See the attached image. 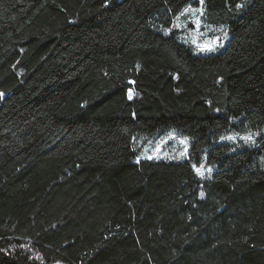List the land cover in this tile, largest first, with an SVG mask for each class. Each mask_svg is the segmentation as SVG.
<instances>
[{
  "label": "trees",
  "instance_id": "1",
  "mask_svg": "<svg viewBox=\"0 0 264 264\" xmlns=\"http://www.w3.org/2000/svg\"><path fill=\"white\" fill-rule=\"evenodd\" d=\"M0 264H264V0H0Z\"/></svg>",
  "mask_w": 264,
  "mask_h": 264
},
{
  "label": "snow or ice",
  "instance_id": "2",
  "mask_svg": "<svg viewBox=\"0 0 264 264\" xmlns=\"http://www.w3.org/2000/svg\"><path fill=\"white\" fill-rule=\"evenodd\" d=\"M201 3H203V0H201ZM190 9H185V12H188ZM192 11V14L193 16H195V13H196V9H191ZM195 25H196V29L197 31L199 30L200 28V20L199 19H195L194 21ZM222 31V29H220ZM225 36H226V33H225ZM192 43L195 45V47L197 48V50L199 52H211V51H214L216 47H219L221 46V42H220V38L219 37H216V38H213L212 41H205L204 43H197V41L194 39L192 41ZM132 96H131V90H129V99H131ZM171 135V134H170ZM222 140L224 139H228V140H233L234 137L233 136H228V137H221ZM241 139L247 141V142H254L253 141V137L251 135H248V136H243L241 137ZM180 144H183L185 147H184V150L180 153V155H185L187 153V145H188V140L187 138H183L179 141ZM155 151L157 153H159L160 151V147H157L155 149ZM149 159H151L152 157L149 156L148 157ZM198 175H203L204 172H205V166L203 164H201V166L199 168H195L194 169ZM208 172H211V169H207Z\"/></svg>",
  "mask_w": 264,
  "mask_h": 264
},
{
  "label": "rangeland",
  "instance_id": "3",
  "mask_svg": "<svg viewBox=\"0 0 264 264\" xmlns=\"http://www.w3.org/2000/svg\"><path fill=\"white\" fill-rule=\"evenodd\" d=\"M185 14V13H184ZM183 14V15H184ZM192 17H194V18H192ZM192 18V19H191ZM190 19L191 20H193V21H195V19H196V16H193V14H191V17H190ZM173 140V142H178L179 143V141L181 140H178V139H175V138H172ZM176 143H173L172 145H171V147L170 148H166V150H165V152L163 153L164 155H170V156H182V155H180V153L182 152V150H179V149H177V148H175V144ZM185 147V146H184Z\"/></svg>",
  "mask_w": 264,
  "mask_h": 264
}]
</instances>
